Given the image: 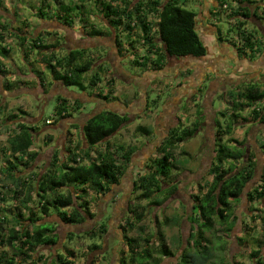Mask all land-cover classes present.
<instances>
[{"label": "trees", "instance_id": "obj_1", "mask_svg": "<svg viewBox=\"0 0 264 264\" xmlns=\"http://www.w3.org/2000/svg\"><path fill=\"white\" fill-rule=\"evenodd\" d=\"M58 3L60 0H57ZM92 2L101 6V16L107 21L114 30L125 31L127 37L131 34L134 26L141 31V44L146 46L147 55H142L133 59V64L146 67L149 60L153 61L156 68L165 64L167 57H186L193 56L202 58L206 55V46L199 34L196 32L197 13L182 8L178 5L179 0H76L68 4L58 5L56 13L49 15L41 10L38 16L42 20H51L72 26V19L78 15L79 21L91 28L94 36H102L104 32L95 28L90 21L85 19L83 8L85 2ZM215 11L210 10V15L215 16L220 9H227V19H235V30L237 39L229 40L234 51L238 54L246 55V50L259 51L256 35L257 30L246 31L241 18L253 15L258 19L264 20V6L262 16L256 13L258 1L255 0H215ZM263 1V0H262ZM3 1L0 0V8ZM76 3V4H74ZM254 5L246 10L244 5ZM233 5V6H232ZM147 13L155 15V35H151V25L147 20ZM230 8V9H229ZM223 9L222 11H224ZM75 10L77 11L76 13ZM76 14V15H75ZM2 15V14H0ZM15 15V10H14ZM5 17L2 15L0 17ZM52 21V20H51ZM88 23V25L86 24ZM86 24V25H85ZM10 26V25H8ZM231 29V28H230ZM0 30L10 31V34L18 41H25L29 37L30 51L35 49V61L44 63L49 68L51 79L58 82L63 87L77 86L79 91L85 92L87 96L100 101L109 102L117 98L112 95L111 89L113 79L105 80L106 88L96 89L101 81L100 72L102 67L98 66V71L86 78V73L91 69L93 58H83L85 50H73L69 54H61L58 40L59 35L53 32H45L44 35L53 37L50 43H43L42 34L24 35L18 28L5 25L0 26ZM85 30V29H84ZM219 32V31H218ZM25 36V37H24ZM5 36L0 33V57L3 58L10 53V47L2 44ZM133 43H130L131 47ZM119 45V43H118ZM24 51L27 55V52ZM32 52V51H31ZM153 56L154 59H150ZM6 65L0 60V73L7 72ZM29 67V65H28ZM33 72V71H32ZM40 86L44 85L43 75L34 72ZM85 75V76H84ZM16 82L6 83L7 90L12 89ZM50 84V82H49ZM88 87L91 92H86ZM14 89V87H13ZM228 108L220 111L219 115L223 121L215 119L214 136V159L211 162L208 174L211 179L204 181L203 185H198L197 191L191 194L193 201L192 211L189 217L194 216L197 221L191 224L190 241L191 249L183 250L176 258L175 264H208L212 257V247L208 245V238L204 231H211L214 222L220 224L228 222V229L231 230L237 221L236 216L231 217L232 203L237 202L245 195L249 203L260 201L264 209V165L261 173L255 177L257 170L254 151H248L244 141H239L231 136L234 126L242 121L245 124L256 123L264 126V86L257 83H250L244 89L230 90L228 92ZM65 97L57 96L54 113L57 122L61 118L72 117L74 112L82 110L83 103L78 99L70 100ZM156 101V100H155ZM154 101V102H155ZM1 108V107H0ZM249 112L244 115V111ZM2 110L0 109V114ZM21 114H27L20 110ZM16 121L22 115H11ZM229 121L226 122L225 119ZM127 116L118 112L105 109L95 113L88 118L80 128L81 138L86 146L73 145L68 142L64 147V153L60 156V150L53 151L49 165L45 170L28 171L30 166L36 161L38 152L32 150L34 142V126L29 123L18 121L8 127V137L6 144H0V155L5 157L6 166H1L0 171L4 177L0 178V246L8 245L13 249L12 255L6 251L0 252V264H74V249L68 247L76 236L88 235L101 240L107 230V223L101 222L98 226L82 232L78 235L75 232H68L66 240L56 249L60 240V234L56 231L57 224L80 225L86 218H92L93 213L89 209V201L86 199L88 190H92L98 197L105 195L112 187L120 183L125 170L128 168L134 147L125 148L119 145L122 153L118 156L111 144L106 140L113 136L123 124L126 123ZM49 119H45L46 122ZM202 117H198L190 125L183 126L179 123L166 131L163 139L156 147L155 156L148 158L146 165L147 171L133 179L131 202L128 200L126 212L128 216L124 219L122 228L125 235L122 242L127 247L119 249L118 264H158L161 259L173 257L174 253L165 243L163 231L156 233V244L150 243L147 238H134L126 235L127 229L135 228V224L141 222L147 212L151 213L153 207L162 204L172 195L176 189L173 183L172 172L178 169L176 164L175 150L179 143L188 140L195 135L200 125ZM56 122V123H57ZM50 124V123H46ZM45 124V125H46ZM135 131L149 135V127L138 125ZM226 137L227 144L222 142ZM47 141H52V136L47 137ZM46 141V142H47ZM100 143H104V148H97ZM260 150L264 153V139L259 144ZM185 154L186 152L181 151ZM7 158V159H6ZM217 159V163L214 160ZM227 162V163H224ZM24 196L23 202H30L36 197L37 207L28 208L27 215L18 211L11 216L10 220L4 211L7 205L17 202ZM141 201H147L142 205ZM252 210V209H251ZM259 210V209H253ZM261 212V210H260ZM56 216V221H47V217ZM259 218L260 215H257ZM231 220H228L230 219ZM264 219L263 217H261ZM12 221L13 224H10ZM9 222V223H8ZM163 223L168 224L166 221ZM180 224V218L175 215L171 219L172 226ZM230 226V227H229ZM142 230V227H140ZM90 237V238H91ZM240 240H243L240 237ZM256 240V239H254ZM143 241V243H142ZM256 243V248L251 250V257L257 264H264V241ZM260 244V245H259ZM97 244L89 245L90 252L96 251ZM263 247V248H262ZM44 248L48 254L37 252ZM107 253V252H105ZM155 254L160 257H155ZM256 258V259H255ZM92 259L89 264H95ZM162 263V262H161Z\"/></svg>", "mask_w": 264, "mask_h": 264}, {"label": "rangeland", "instance_id": "obj_2", "mask_svg": "<svg viewBox=\"0 0 264 264\" xmlns=\"http://www.w3.org/2000/svg\"><path fill=\"white\" fill-rule=\"evenodd\" d=\"M2 1L3 3L0 8V14L5 15V17H0V26L5 25L7 29L10 27H15V29L18 28L24 35L42 34V39L44 40L43 43H50L53 37L51 38L49 35H44L45 32L54 31L57 35H59L58 40L63 42L64 31H62L63 29H59L60 27L57 29L54 28L55 26L57 27V25L53 22L55 21L54 19H51L52 21L49 19H40L38 16L39 10L45 13V15H52L56 13V7H58V5H62L64 3L68 4L75 2L76 0H60V2H62L60 4L57 0ZM257 1V4H262V6L258 5L256 13L262 16L264 1ZM211 2L213 1H178V5L180 7L197 13L196 32L199 36H201L207 48V54L203 59H189L185 61L186 64L188 63V66L192 67H188V71L186 73H182L179 78L177 77L178 73L174 64L175 62L170 65L163 64L161 69L156 68V65L151 60L148 61L146 67H140L137 64H133V59H136L137 57L140 58V56L142 57V55L145 54L147 55L146 46L141 44V31L138 27L134 26L131 34L127 37L125 31H120L118 29H113L114 31H112L111 28L107 27L101 17L100 11L102 8L99 4L94 1H87L83 4V8H80V10H86L84 13L85 19L90 21L95 28L104 32V35L101 36L102 40L100 41L98 39L101 38L96 37L93 34H89L91 33V28L89 26H85L86 28H84L87 34L84 40L86 42L90 40L92 44L99 43V45H96L94 50L90 49L92 50L90 51V54H93L94 56H104L101 60V67H103L102 72H100L101 81L97 84L96 89L99 90L103 88L104 90L106 88L105 80L111 77V79H113L111 86L113 92L111 94L118 98L117 101H119L116 105L102 101V104L95 106L94 103H92L94 98L84 94L83 96H80L81 100L85 102L82 107V111L84 112L83 114H87L91 110L104 109L111 105L113 108H117L119 110L121 104L123 107H126L127 101L137 96L138 90L142 91V93L140 96L138 94V99L134 101L135 103L128 107L129 109L134 106L131 113L132 115L134 114L133 116H137L136 119L133 120L131 117V119L126 121V123L123 124V127L120 128L113 136L106 139L118 156L122 153V151L118 148L119 145H122L125 148L132 146L135 149L131 162L120 179V189L118 190L115 186L107 194L101 195L100 197H98L94 191L88 190L86 199L89 201V209L91 213H93V218H88L83 224L74 227L60 223L59 228L56 229V231L60 234L59 243L56 245L57 249L61 247L63 242L67 241V232L72 231L81 235L82 232L88 231L91 227H96L101 222L105 223V219L109 218L107 221V230L101 240L98 241L97 237L94 238L91 236L85 238L88 235L83 234L81 237L76 236V238L68 243L67 246L74 249L75 252L73 258L74 264H89L92 259L96 260L95 264H118L116 258L119 253L116 251L119 249H125V245L122 244L124 240L123 236L125 235L122 228L125 223L124 219L128 216V213L126 212V205H128V200H130L133 196V194L129 193L128 185H130V182L138 175L147 171V160L148 158L156 155L155 151L157 144L161 141L163 134L166 133L168 125L170 124L171 119H173V106H175L178 102L179 104L178 108H176V112L178 114L177 116L180 117L179 123H182L183 126L190 125L194 120L200 117V115L202 117V120L200 121V126L202 128H198L197 133L193 137L179 143L175 150L178 169L173 170L172 177L173 180H175L174 182H176L175 184L178 185L179 188L162 204L154 206L151 213L147 212L144 219L135 224V228H128L126 235L128 237L144 239L148 237L150 239V243L155 245V238L157 237L156 233L158 231H163L165 235V243L174 253V256L161 259L158 264H175L176 258L183 250L186 249L187 246V250L191 249L192 243L190 241V235H192L193 231L191 230V224L189 221L191 222L192 220V222H194L198 219L191 216L188 221L186 213L190 214L191 212L190 203L187 200V197L182 195V189L186 188L188 192L195 193L198 185L202 186L206 179L211 178L206 168L212 160V144L214 141L211 136L212 129H209L208 127L212 124V112H214L210 106H213V109L218 111L214 116V119L223 121L219 112L224 111V109H227L229 106V98L227 96L228 92L230 90L244 89L248 85L240 83L242 78L238 76L236 72L239 68L237 69V64L233 63L231 60L234 55V49L231 45H229V40L232 39V41H234L233 37H235L237 31L235 30V25H233L232 29H230V23L226 18V14L229 12L228 8L224 11H222L223 9H220V12L216 13L215 16L210 15L207 8L214 7ZM146 8L147 7H144V11L147 14V20L151 25L150 34L155 35L154 22L156 18L155 15L147 13L145 10ZM76 12L77 11L75 10L74 13ZM204 18L208 24L214 23L217 28L221 30V35H219L218 39L220 38V41H223L224 45L222 47H224L225 50L222 49V51H218L216 49V41L214 35L212 34L213 32L211 31L213 28L202 23ZM72 21V26H69V29L66 28L69 30L67 32L69 39L72 35L73 38H77V30L84 25L79 21L78 15H76ZM86 24L88 25V23ZM244 27H246V31L256 30L253 23L250 24L249 22H246L244 23ZM111 32H114L119 45L117 50L112 48L110 52L106 54L107 56H105V53L107 52L106 46L109 47L113 45V39L109 36V33ZM0 33H3L6 37L5 42L2 41V44L4 43L10 47V53H7V56L4 58L2 56L0 57V60L5 63V70L7 71L5 73H0V109L2 110L0 114V144H6V139L9 134V130L7 128L14 125V123L21 121L29 123L30 125L33 124L32 126L35 128V132L34 142L31 148L39 154L36 161L30 166V168H28V171H43L49 165L48 163L51 160L53 151L55 152V150H60L58 153L62 156L64 153V147L68 144V142L73 145L82 144L83 147L86 146L85 142H83L81 138L79 128L71 127L69 125H72V123L78 124L79 121L82 123L85 116H82L79 112H74L72 117L61 118L57 122L54 113L57 96L65 97L64 94H66V89L67 92H71V94H68V99L74 97V93L81 92L77 86H70L65 89V87L61 86L59 83H48L51 79L49 75V68L46 67L44 63L35 61V49H32V52L30 51L29 47L31 45L29 42L31 41L28 36H26L25 41H18L17 38L11 35L8 30H0ZM258 33L255 35L258 36ZM258 40L260 41L258 43V53H260L264 44L261 45L263 43L262 39ZM70 41L71 42L68 43V45H71L73 42L72 40ZM95 41L96 43H94ZM102 42L105 45H103ZM130 43H133V47H131ZM62 48L63 46L60 45L59 52L64 54ZM24 51L30 52H27L26 55ZM221 52H223V54H220ZM228 54L232 56V58L229 57ZM256 54L257 51L254 52L249 49L246 50V59L248 61L244 65L247 69L252 66L250 61L257 60ZM150 57V59H154L153 56ZM109 60L112 62L113 69L109 66ZM122 68L129 75L133 76L134 74H137V78L134 80L131 79L130 81H127V79H120L121 77L119 78V75H123L122 78H126L124 73L121 72ZM96 71H98V67L93 71L87 72L86 78ZM112 71H114L115 74L117 73V75H112ZM34 72L42 73L45 85L44 87L39 86ZM206 72L208 78L200 80L202 76H205L204 74ZM145 74L147 77H144ZM207 79L211 80L210 84L207 82ZM144 80H146V82ZM199 80L200 82H198ZM263 80L262 83H258L260 86H263ZM12 81L16 82L15 85H12L14 89L12 87V89L7 90L4 85ZM179 81L181 84L176 88L175 85H177ZM238 83H240V85L235 88V85ZM208 84L209 86L207 91L210 95L207 94L205 99L202 100L203 97L201 99L200 94L204 92L205 86ZM194 88H197V90L201 89L194 99L195 104H193L191 100L186 102L185 100L187 95H185V93H193ZM222 90L224 93H221ZM175 91H177V93ZM86 92L89 94L91 90L86 87ZM65 98L67 99V97ZM167 101L168 103H166ZM263 103L264 102H261L260 104ZM136 104L143 105L142 109H138ZM135 109H137V111ZM20 110L27 114H21ZM248 112L249 109H246L243 113L246 115ZM12 114H16L17 116L22 115V118H18L15 121L11 116ZM45 119H49L50 122H44ZM225 121L228 122L229 119L226 118ZM138 125L149 127L151 134L146 135L136 132L135 128ZM244 125L247 126L245 122H238V124L234 126L231 136L239 141H244L245 137L246 142H250V145L248 146L251 151V149L255 148L253 147V145H255L254 143L264 139V131L259 130L260 132L258 133L256 127L264 128V126L256 125L252 128L254 129L253 132H255V134L252 133L247 136L245 134L248 126L246 128ZM48 136H52V141L50 143L47 141ZM225 139L226 137L222 139V142L227 144ZM252 142L254 143L251 144ZM97 148L103 149L104 143H100ZM181 151L186 153L182 154L180 153ZM214 162L217 163V159H215ZM2 165L6 166L7 163L5 157L0 155V167ZM198 170H201V172ZM199 174H202V177H199ZM2 177H4V175L3 172L0 171V178ZM180 181L184 185H182ZM195 181H198L197 187L194 183ZM191 185H193V187L189 188ZM121 191L122 193L120 194ZM112 197L114 198L112 199ZM180 198L184 201V203L179 201ZM23 199H25L24 196L20 197L17 202H12V204L7 205V209L4 213L7 214L9 220L11 216L15 215L18 211L27 215L28 208L34 209L37 207L36 197L28 203L23 202ZM109 201H114L112 208L108 207ZM146 202L147 201H141L142 205L146 204ZM250 204L246 200L245 196H242L239 201L232 203L231 217L236 216L237 221L231 230H227L228 222L220 224L216 220L211 231H204V235L209 241L208 245L212 247V257L208 264H257L251 257L250 253L251 250L257 246L254 241H264V219L261 218L264 215V209H262L260 201H254ZM185 209L187 211H185ZM175 215H178L180 218V224L172 226L170 225L171 219ZM257 215H260V217L258 218ZM56 220L57 217L54 215L47 217V221L52 222ZM228 220H231V218ZM164 221L168 224L163 223ZM182 221L183 223L181 224ZM9 222L10 224H13L12 221ZM140 227H142V230ZM240 237L243 240H240ZM94 243L98 245V250L90 252L88 246L90 244L93 245ZM4 251H6L9 255H12L13 253V249H11L8 245L0 246V252ZM125 251L126 254H128L127 247ZM39 253L47 255L48 251L41 248L38 250L37 255ZM102 254L104 255L103 257H101ZM262 254H264V248L262 249ZM155 257L159 258L160 256L155 254ZM25 264L31 263L28 262ZM38 264H41V262H38Z\"/></svg>", "mask_w": 264, "mask_h": 264}, {"label": "flooded vegetation", "instance_id": "obj_3", "mask_svg": "<svg viewBox=\"0 0 264 264\" xmlns=\"http://www.w3.org/2000/svg\"><path fill=\"white\" fill-rule=\"evenodd\" d=\"M262 1V0H261ZM264 1V0H263ZM98 16V15H97ZM99 17V16H98ZM102 17V16H101ZM102 19H103V17H102ZM242 20H244V21H246V22H249L250 24L251 23H253L254 25H255V29L257 30V32H259L258 34L261 36V38H264V20H260V19H258L257 17H254L252 14L251 15H249V16H247V17H245V18H243ZM56 25H57V27L55 26L54 28L55 29H57L58 27H60L59 29H63L62 31H64V36H63V38H64V40H63V42H61V45L63 46V51H64V53L65 54H69L71 51H73V50H85V52H87L86 54H84L83 53V58H93L94 60H93V62H92V65H91V69L89 70V72L90 71H93L95 68H97L98 66H101V64H102V62H101V60H102V58L104 57H101V56H94L93 54H90V51H92V50H90V49H95V47H96V45H99V43H96V41L94 42V43H96V44H92L91 42H90V40L88 41V42H86L84 39L86 38L85 36L87 35L86 34V31L84 30V28L82 29V27H80L78 30H77V32L76 33H78V36H77V38L75 37V38H73V35L71 36V38L69 39V35L67 34V32L69 31V30H67L66 28H68L69 29V26H66V25H64V24H62V23H58L57 21H53ZM103 22H105V24L107 25V27H109V28H111L112 29V31H114L113 30V28L112 27H110L109 26V24L107 23V21L105 20V19H103ZM209 27H211V28H213L212 27V25H210ZM202 29V28H201ZM71 30V29H70ZM217 30V29H216ZM212 31V30H211ZM215 33V34H214ZM214 33H212L213 35H214V38H215V41H216V46H217V50L218 51H222V46L224 45V43H223V41L221 42L220 41V38L218 39V37H219V32L217 31V32H214ZM83 36V37H82ZM109 36L111 37V39H113L112 41V46H109V47H107L106 46V49H107V52L105 53V56H107L106 54H108L109 52H110V50L112 49V48H115L116 50H117V47H118V42H117V39L115 38V34H114V32H111V33H109ZM96 37H99V36H96ZM101 37V36H100ZM89 38V37H88ZM89 39H91V38H89ZM70 40H72L73 42H72V44L71 45H68V43H70L71 41ZM101 43V42H100ZM103 43V42H102ZM229 44V43H228ZM66 45V46H65ZM103 45H105L104 43H103ZM229 45H231V44H229ZM103 47H105V46H103ZM206 51H207V49H206ZM234 52V57L232 58V56H230L229 54V57H231L232 59V62L233 63H236L237 64V66H240V61H248L247 59H246V55H243V54H238V53H236L235 51H233ZM206 54H207V52H206ZM220 54H223V52H221ZM206 56V55H205ZM204 56V57H205ZM204 57H202V58H197V57H193V56H186V57H167L166 58V62H165V65H170L171 63H174L175 64V66H176V69H177V77L179 78V77H181V75H182V73H186L187 71H188V67L189 68H191L192 66H188L187 64H186V60H189V59H203ZM236 59V60H235ZM111 60V59H110ZM109 60V66L111 67V69H113V66H112V62ZM183 60V61H182ZM250 62H252V61H250ZM225 63V62H224ZM222 66V65H221ZM103 68V67H102ZM162 68V67H161ZM239 67H237V69H238ZM251 68V67H250ZM252 69V68H251ZM251 69H249V70H245V71H242V69L240 70V69H238V70H236V72H237V75L238 76H240L242 79H241V82L240 83H243V84H250V83H262V80H263V73H261V72H257V74H254L255 72L254 71H252ZM213 72V71H212ZM112 73V75H117V73L115 74L114 73V71H112L111 72ZM214 73V72H213ZM205 76H202L201 77V79L200 80H202V79H205V78H208L207 77V72L204 74ZM85 76V75H84ZM122 76L123 75H119V78L120 79H127V81H130V79L129 78H127V76H126V78H122ZM51 78V77H50ZM111 78V77H110ZM200 80L198 81V82H200ZM208 80V79H207ZM210 79L207 81V82H209V84H210ZM46 82V81H45ZM49 83V82H48ZM50 83L52 84V83H58V82H55V81H53L52 79H50ZM131 83H132V81H131ZM226 83V82H225ZM225 83H223V84H225ZM240 83H238V84H236L235 85V88L237 87V86H239L240 85ZM39 84V83H38ZM180 84H181V82L179 81L178 83H177V85H175L176 86V88L178 87V86H180ZM209 84L207 85V86H205V89H204V92L202 93V94H200V96H201V99H202V97H203V99L202 100H204L205 99V96H207V94H209L210 95V93H208V91H207V88H208V86H209ZM264 85V84H263ZM39 86H40V84H39ZM226 86V85H225ZM224 86V87H225ZM234 86V85H233ZM43 87V86H42ZM223 88V87H222ZM221 88V89H222ZM65 89H66V87H65ZM197 88H194V92L192 93V92H189V93H185V95H187V97H186V102L187 101H192L193 102V104H195V98H196V95H197V93L201 90H197ZM196 91V92H195ZM66 94H64V96L65 97H67V99H68V97H69V95L68 94H71V92L69 91V92H67V89H66ZM81 92V91H80ZM176 93H177V91H175ZM223 92V90L221 91V93ZM83 93V94H82ZM141 93H142V91H140V90H138V92H137V96L136 97H134V98H131L129 101H127V103H126V107H123L122 106V104H121V107L119 108V110L117 109V108H113V106L111 105V106H108V107H106V108H104V109H96V110H91L89 113H87V114H83L84 112L81 110V111H79V113L80 114H82V116H85V118L83 119V121H82V123H80V121L78 122V126L81 128L82 126H83V124H84V122L88 119V118H90L92 115H94L95 113H99V112H101L102 110H105V109H109V110H112V111H115V112H118V113H120V114H125L126 116H127V119H126V121H128L129 119H131V117L133 118V120L134 119H136V117L135 116H133L132 115V113H131V111L134 109V106L133 107H130L129 109H128V107L129 106H131V105H133L135 102L134 101H136L137 99H138V94H139V96L141 95ZM224 93V92H223ZM85 94V92H81V93H74V97H71V98H69L70 100H76V99H78L80 102H82V103H85L84 101H82L81 100V98H80V96H83ZM59 95V94H58ZM223 98H224V95H223ZM92 103H94V105L95 106H97L98 104H102V101H100V100H93V102ZM166 103H168V101L166 102ZM178 104H179V102L175 105V106H173V108H174V110H173V112H174V115H173V119H171V121H170V124L168 125V128H167V131L169 130V129H171L172 127H174V126H177L178 124H179V120H180V117L179 116H177L178 114H177V112H176V108H178ZM137 105V104H136ZM138 106V109L139 108H141L142 109V107H143V105H137ZM115 107V106H114ZM136 111H137V109H135ZM174 121H176V122H174ZM215 123V119H214V114H213V118H212V124H214ZM73 124V123H72ZM69 125H71V124H69ZM200 125H201V123H200ZM198 126V128L199 129H201L202 127L201 126ZM247 126H248V128L246 129L247 131H246V134L245 135H249V134H252V133H254L255 134V132H253L254 131V129H252L253 127H255L257 124L256 123H253V124H251V123H248V124H246ZM209 127V126H208ZM208 127H206V128H208ZM256 130L258 131V133L260 132V131H263V128H260V127H256ZM255 130V131H256ZM260 130V131H259ZM197 133V131L195 132V134ZM257 133V134H258ZM165 134H163V136H164ZM213 138V140H214V136L212 137ZM162 139H163V137H162ZM161 139V140H162ZM214 142V141H213ZM160 143V142H159ZM158 143V144H159ZM158 144H157V146H158ZM246 149H247V152L248 151H250V147L248 146V145H250L249 144V142H247L246 144ZM213 147V146H212ZM251 151L253 152H255V150L254 149H251ZM253 152V153H254ZM214 153V152H213ZM133 155V154H132ZM131 159H132V157H131ZM214 159V156H213V154H212V160ZM209 170V169H208ZM199 177H202V174H199ZM133 181V180H132ZM132 181L130 182V185H128L129 187H128V190H129V193H132V188H133V184H132ZM173 181H175V180H173ZM120 184H121V182L118 184V185H116V188L119 190L120 188ZM115 187V186H114ZM179 187H178V185H176V189H175V191H177V189H178ZM113 189V187L111 188V190ZM175 191L172 193V195L175 193ZM108 193V192H107ZM106 193V194H107ZM122 193V191L120 192V194ZM115 197V196H114ZM114 197H112V199L114 198ZM114 202V201H113ZM112 201L110 202L109 201V205H108V207H110V208H112L113 207V203ZM111 203V204H110ZM127 206V205H126ZM193 206V205H192ZM185 211H187L186 209H185ZM191 211H192V209H191ZM186 216H189V214L188 213H186ZM93 218V217H92ZM92 218H90V219H92ZM86 219H88V218H86ZM109 219V218H108ZM108 219H105V222L107 223V221H108ZM86 221V220H85ZM183 223V221L181 222V224ZM59 226H60V224H57L56 225V229L57 228H59ZM69 226H77V225H69ZM190 227H191V225H190ZM91 228H93V227H91ZM72 232V231H71ZM68 233V232H67ZM76 233V232H75ZM98 250V249H97ZM96 250V251H97ZM117 252V251H116ZM104 255L102 254L101 255V257H103ZM88 262V261H87ZM117 262H118V256H117Z\"/></svg>", "mask_w": 264, "mask_h": 264}, {"label": "crops", "instance_id": "obj_4", "mask_svg": "<svg viewBox=\"0 0 264 264\" xmlns=\"http://www.w3.org/2000/svg\"><path fill=\"white\" fill-rule=\"evenodd\" d=\"M208 1H210V0H208ZM213 2H211V4L212 5H214V7H212V8H207V10H208V12L212 9V11H215V5H216V1L215 0H212ZM254 5H257V4H250V6H248V5H244L243 7H245L246 8V10H249L250 11V8L252 7V9H253V7H254ZM258 5H260V6H262V4H258ZM257 5V6H258ZM263 5H264V3H263ZM233 6V5H232ZM223 9H225V8H223ZM229 11V10H228ZM227 18V17H226ZM241 19H243V18H241ZM228 21H229V23H230V28L232 29V27H233V24L236 22L235 21V19H232V18H228L227 19ZM261 20V19H260ZM243 22H244V20H242ZM262 21V20H261ZM202 23H204V24H206L207 26L209 25H212V27H213V30H212V32L214 33V32H217V31H219V35H221V30L219 29V28H217V26L214 24V23H211V24H208L207 22H206V19L204 18V21H202ZM208 26V27H209ZM204 28V27H203ZM217 29V30H216ZM237 31V30H236ZM215 34V33H214ZM259 36V37H258ZM258 36H256L255 38H257V40L258 39H262V41H263V43L261 44V45H263L264 44V38H261V36L260 35H258ZM99 38H101V39H98V40H102V37H100L99 36ZM234 38V40L235 39H237V32H236V35H235V37H233ZM258 47H259V45H258ZM115 49V48H114ZM222 49H224L225 50V48L224 47H222ZM116 50V49H115ZM227 50V49H226ZM234 51V50H233ZM233 57H234V55H233ZM256 57H257V60H254V61H252L251 63H252V66H251V68H249V69H251L252 71H254L255 73L254 74H257V72H261V73H263V76H264V45H263V47H262V50H261V52L260 53H258V51H257V54H256ZM247 61H240V66H238L239 67V69L241 70L242 69V71H245V70H249V69H247L246 68V66L244 65L245 63H246ZM121 72H123L124 73V75L125 76H127L130 80L131 79H135V78H137V74H134L133 76L132 75H129V74H127L125 71H124V69L122 68L121 69ZM147 72V71H146ZM144 77H147V75L145 74L144 75ZM263 79H264V77H263ZM145 82H146V80H144ZM264 81V80H263ZM264 86V85H263ZM83 94V93H82ZM118 100V98L116 99V100H112V101H109V103H112L113 105H116L119 101H117ZM260 105H262V104H260ZM210 106V105H209ZM210 108L215 112H212V116H213V114H214V116L216 115V113L218 112L217 110H215V109H213V106H210ZM213 118V117H212ZM258 125V124H257ZM244 127H246L247 128V126H245L244 125ZM209 129H212L211 131H212V133H211V136L213 137V134L215 133V130H216V127H215V123L214 124H211L210 126H209ZM263 131H264V128H263ZM213 141V140H212ZM255 142V141H254ZM254 142H252L251 144H253ZM260 142L261 141H259V142H257V143H254L255 145H253V147H255V148H253L254 150H255V152H254V160H256V166H257V170H256V172H255V177H257L258 175H259V173H261V171H262V168H263V165H264V153H262L261 152V150H260V147H259V144H260ZM247 142H246V140H245V137H244V144H246ZM250 143V142H249ZM215 143L213 142V147H212V152H213V150H214V147H215V145H214ZM213 156H214V153H213ZM202 159V158H201ZM212 159V158H211ZM213 160H211V162H212ZM211 162H209V164L206 166V168H207V171H208V169L210 168V165H211ZM203 163V162H202ZM202 169V168H201ZM199 172H201V170H198ZM211 176V175H210ZM211 179V178H210ZM210 179H206V181H208V180H210ZM176 182H174V184H175ZM180 183L182 184V185H184L181 181H180ZM195 184H196V187H197V185H198V181H195L194 182ZM176 185V184H175ZM181 185V186H182ZM193 187V185H191L189 188H192ZM188 188V189H189ZM194 193V192H193ZM192 192L190 193V192H188V190H186V188H184V189H182V195H185L186 197H187V200L189 201V203H190V209H192V205H193V201H192V199H191V194H193ZM245 196V195H244ZM181 203H184V201L183 200H181V198H180V200H179ZM250 204V203H249ZM251 205V204H250ZM116 260H117V258H116Z\"/></svg>", "mask_w": 264, "mask_h": 264}, {"label": "built area", "instance_id": "obj_5", "mask_svg": "<svg viewBox=\"0 0 264 264\" xmlns=\"http://www.w3.org/2000/svg\"><path fill=\"white\" fill-rule=\"evenodd\" d=\"M47 122H50V120H47Z\"/></svg>", "mask_w": 264, "mask_h": 264}, {"label": "clouds", "instance_id": "obj_6", "mask_svg": "<svg viewBox=\"0 0 264 264\" xmlns=\"http://www.w3.org/2000/svg\"><path fill=\"white\" fill-rule=\"evenodd\" d=\"M258 104H260V103H258Z\"/></svg>", "mask_w": 264, "mask_h": 264}, {"label": "water", "instance_id": "obj_7", "mask_svg": "<svg viewBox=\"0 0 264 264\" xmlns=\"http://www.w3.org/2000/svg\"><path fill=\"white\" fill-rule=\"evenodd\" d=\"M184 246V245H183Z\"/></svg>", "mask_w": 264, "mask_h": 264}]
</instances>
